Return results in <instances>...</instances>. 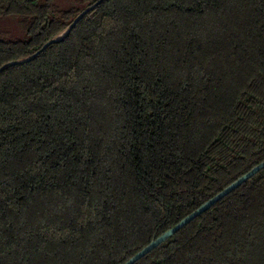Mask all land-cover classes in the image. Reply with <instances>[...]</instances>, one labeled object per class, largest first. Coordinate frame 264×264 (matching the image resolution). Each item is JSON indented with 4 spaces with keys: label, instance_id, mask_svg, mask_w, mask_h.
Here are the masks:
<instances>
[{
    "label": "trees",
    "instance_id": "16d2710c",
    "mask_svg": "<svg viewBox=\"0 0 264 264\" xmlns=\"http://www.w3.org/2000/svg\"><path fill=\"white\" fill-rule=\"evenodd\" d=\"M97 0H0V67ZM264 160V0H100L0 70V264H123ZM133 264H264V168Z\"/></svg>",
    "mask_w": 264,
    "mask_h": 264
},
{
    "label": "water",
    "instance_id": "95a60500",
    "mask_svg": "<svg viewBox=\"0 0 264 264\" xmlns=\"http://www.w3.org/2000/svg\"><path fill=\"white\" fill-rule=\"evenodd\" d=\"M100 0H97L92 5L88 6L86 9H84L82 12H80L74 20L69 24V26L61 32L56 37L50 39L47 41L39 50L34 52L32 55L19 59V60H13L10 62H7L3 64L0 67V70L7 67L8 65L12 64H19L22 62H25L29 59H32L39 53L43 48H45L47 45H49L52 42L58 41L62 37L66 35V33L75 25V23L91 8H93ZM264 168V160L252 167L249 171H247L245 174L238 177L236 180L231 182L229 185H227L225 188H223L221 191H219L216 195L206 200L204 203H202L199 207H197L194 211L183 217L179 222H177L174 226L167 229L165 232H163L161 235L156 237L155 239L151 240L146 246H144L142 249H140L138 252H136L134 255H132L127 261H125L123 264H133L135 261L143 257L146 253H148L150 250H152L154 247L165 241L168 237L172 236L177 230L182 228L184 225H186L188 222H190L192 219H194L196 216L200 215L202 212L207 210L211 205H213L215 202H217L219 199H221L223 196L237 188L241 183L246 181L248 178H250L252 175H254L256 172Z\"/></svg>",
    "mask_w": 264,
    "mask_h": 264
},
{
    "label": "rangeland",
    "instance_id": "374dc122",
    "mask_svg": "<svg viewBox=\"0 0 264 264\" xmlns=\"http://www.w3.org/2000/svg\"><path fill=\"white\" fill-rule=\"evenodd\" d=\"M56 2L60 6H65V5H70L71 3H73V0H56ZM0 27L9 30L10 33L14 35L15 37L23 36V33L18 27L16 21L11 18L3 19V20L0 19Z\"/></svg>",
    "mask_w": 264,
    "mask_h": 264
}]
</instances>
